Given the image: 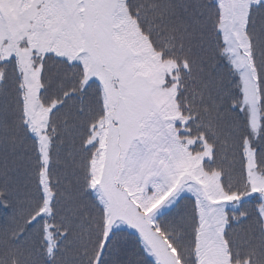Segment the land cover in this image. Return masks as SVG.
Wrapping results in <instances>:
<instances>
[{"label": "snow or ice", "instance_id": "1", "mask_svg": "<svg viewBox=\"0 0 264 264\" xmlns=\"http://www.w3.org/2000/svg\"><path fill=\"white\" fill-rule=\"evenodd\" d=\"M0 264H264V0H0Z\"/></svg>", "mask_w": 264, "mask_h": 264}]
</instances>
